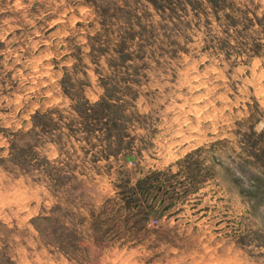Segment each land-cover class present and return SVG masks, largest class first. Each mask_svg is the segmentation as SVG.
I'll return each mask as SVG.
<instances>
[{"label": "rangeland", "instance_id": "rangeland-1", "mask_svg": "<svg viewBox=\"0 0 264 264\" xmlns=\"http://www.w3.org/2000/svg\"><path fill=\"white\" fill-rule=\"evenodd\" d=\"M0 264H264V0H0Z\"/></svg>", "mask_w": 264, "mask_h": 264}]
</instances>
